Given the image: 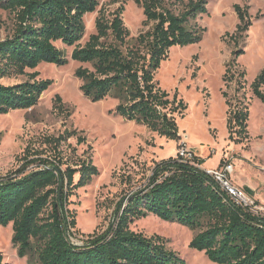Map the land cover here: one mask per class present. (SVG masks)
<instances>
[{
	"label": "trees",
	"instance_id": "1",
	"mask_svg": "<svg viewBox=\"0 0 264 264\" xmlns=\"http://www.w3.org/2000/svg\"><path fill=\"white\" fill-rule=\"evenodd\" d=\"M101 1L0 0V9L13 16L14 23L12 34L0 40V115L38 105L53 85L51 80L38 79L36 69L42 63L66 66L74 61L81 64L75 72L80 90L92 103L112 98L117 101L114 113L125 121L181 143L177 118L187 105L178 92L171 96L162 89L156 76L173 48L203 41L207 29L198 18L207 13L209 0H135L147 28L137 37L124 24L123 8L108 15L101 11L96 33L80 46L86 34L85 17L95 13ZM234 8L239 24L234 34L227 35L234 49L222 96L228 107L229 138L238 145L250 138V113L245 101L230 98L228 89L231 84L236 91L244 88L246 72L237 61L245 53L242 42L252 21L247 10ZM57 42L75 46L70 59ZM19 77L27 80L15 85L1 82ZM251 89L264 105V69ZM55 108L71 117L60 96ZM72 138L79 145L87 141L76 129L47 136L43 140L47 149L28 146L19 158L20 167L0 177V226H12V244L20 258H28L30 264H187L160 237L132 229L136 221L155 216L195 232L189 248L204 253L214 264H264V217L228 200L200 168L205 161L199 158L194 163L179 157L156 163L146 184L113 203L114 222L107 229L82 235L77 215L70 210L71 198L100 172L91 157L65 162L61 148ZM79 236L80 241L74 242ZM0 264H10L2 252Z\"/></svg>",
	"mask_w": 264,
	"mask_h": 264
},
{
	"label": "rangeland",
	"instance_id": "2",
	"mask_svg": "<svg viewBox=\"0 0 264 264\" xmlns=\"http://www.w3.org/2000/svg\"><path fill=\"white\" fill-rule=\"evenodd\" d=\"M235 5L247 10L252 21L247 38L242 42L245 53L237 61L246 72L244 88L236 91L237 86L231 84L228 89L230 98L245 101L250 113V138L238 145L229 138L228 107L222 96L225 89L223 77L234 49L227 35L234 34L239 24ZM120 8L124 9L123 21L132 37L147 29L143 24V9L135 0H102L97 11L85 17L86 34L79 45L84 46L96 33L95 22L101 11L108 15ZM198 23L207 29L203 41L187 46L192 48L189 52L184 51L187 47L173 48L156 76L162 89L171 96L178 92L187 105L184 115L177 118L181 143L125 121L114 113L117 101L112 98L92 103L83 95L80 90L82 83L75 76L80 63L70 61L66 66L42 63L36 69L38 79L51 80L53 85L43 94L38 105L29 110L0 115V133L3 135L0 177L20 167L19 158L28 146L47 149L43 144L47 136L58 137L75 129L83 132L87 139L85 144L79 145L77 139L72 138L61 149L65 162L69 161L66 163L91 157L100 172L71 198L70 210L77 215V229L86 236L107 229L114 222L113 203L128 194L130 189L146 184L155 164L177 157L179 145L186 143L195 149L197 158L204 160L208 168L232 164L231 181L239 188L251 190V194L247 193L254 203V211H257L254 213L264 217V105L254 97L251 89L254 79L264 69V0H209L207 13L198 18ZM13 24V16L0 9V40L12 34ZM56 46L69 59L75 49V46L68 47L61 42ZM26 80L27 77H19L1 82L15 85ZM57 96L71 111L69 119L56 110ZM73 150L76 151L75 157L71 158ZM125 177L131 180L127 181ZM132 229L148 237H160L165 246L177 252L187 264H214L204 253L189 248L195 232L185 226L149 216L136 221ZM12 238V226H0V252L4 254L5 261L30 264L28 258L19 257ZM80 239L81 236L74 242Z\"/></svg>",
	"mask_w": 264,
	"mask_h": 264
},
{
	"label": "built area",
	"instance_id": "3",
	"mask_svg": "<svg viewBox=\"0 0 264 264\" xmlns=\"http://www.w3.org/2000/svg\"><path fill=\"white\" fill-rule=\"evenodd\" d=\"M197 156V152L188 147L186 143H182L177 152V157L184 162L194 163ZM200 168L213 178L228 200L239 206L249 208L251 211L257 213V211H254V203L251 201L247 191L243 188L237 187L231 181V175L234 172V166L232 164L225 163L218 168L208 170L202 168V166H200Z\"/></svg>",
	"mask_w": 264,
	"mask_h": 264
},
{
	"label": "crops",
	"instance_id": "4",
	"mask_svg": "<svg viewBox=\"0 0 264 264\" xmlns=\"http://www.w3.org/2000/svg\"><path fill=\"white\" fill-rule=\"evenodd\" d=\"M193 147L191 146V149H192ZM193 150H195L194 148H193ZM219 167V166H218ZM218 167H216V168H218ZM202 168H204V169H212V168H208V167H206V164H203V166H202Z\"/></svg>",
	"mask_w": 264,
	"mask_h": 264
},
{
	"label": "bare ground",
	"instance_id": "5",
	"mask_svg": "<svg viewBox=\"0 0 264 264\" xmlns=\"http://www.w3.org/2000/svg\"><path fill=\"white\" fill-rule=\"evenodd\" d=\"M194 48H195V47H194ZM180 49H181V48H180ZM191 49H192V48L187 47V48L184 49V51H185V52H189ZM189 54H190V53H189ZM186 55H187V54H186Z\"/></svg>",
	"mask_w": 264,
	"mask_h": 264
},
{
	"label": "water",
	"instance_id": "6",
	"mask_svg": "<svg viewBox=\"0 0 264 264\" xmlns=\"http://www.w3.org/2000/svg\"><path fill=\"white\" fill-rule=\"evenodd\" d=\"M246 191H247L248 193H250V194L252 193L251 190H250L249 188H246Z\"/></svg>",
	"mask_w": 264,
	"mask_h": 264
}]
</instances>
